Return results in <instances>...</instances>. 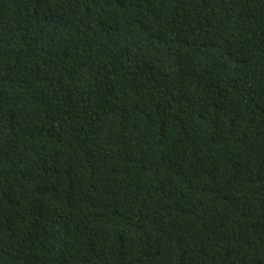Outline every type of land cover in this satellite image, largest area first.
I'll list each match as a JSON object with an SVG mask.
<instances>
[{"label": "trees", "instance_id": "trees-1", "mask_svg": "<svg viewBox=\"0 0 264 264\" xmlns=\"http://www.w3.org/2000/svg\"><path fill=\"white\" fill-rule=\"evenodd\" d=\"M0 264H264V0H0Z\"/></svg>", "mask_w": 264, "mask_h": 264}]
</instances>
